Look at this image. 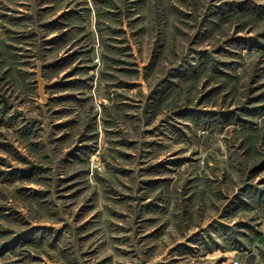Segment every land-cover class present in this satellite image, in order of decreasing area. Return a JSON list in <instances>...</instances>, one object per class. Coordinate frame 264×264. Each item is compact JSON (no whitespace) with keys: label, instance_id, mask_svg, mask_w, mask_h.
<instances>
[{"label":"rangeland","instance_id":"1","mask_svg":"<svg viewBox=\"0 0 264 264\" xmlns=\"http://www.w3.org/2000/svg\"><path fill=\"white\" fill-rule=\"evenodd\" d=\"M264 264V0H0V264Z\"/></svg>","mask_w":264,"mask_h":264},{"label":"built area","instance_id":"2","mask_svg":"<svg viewBox=\"0 0 264 264\" xmlns=\"http://www.w3.org/2000/svg\"><path fill=\"white\" fill-rule=\"evenodd\" d=\"M239 264V263H238Z\"/></svg>","mask_w":264,"mask_h":264}]
</instances>
